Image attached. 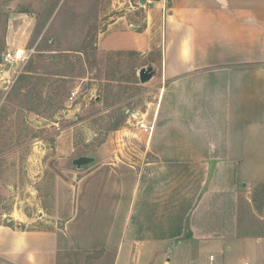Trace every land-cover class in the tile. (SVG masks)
Segmentation results:
<instances>
[{
  "label": "crops",
  "instance_id": "obj_1",
  "mask_svg": "<svg viewBox=\"0 0 264 264\" xmlns=\"http://www.w3.org/2000/svg\"><path fill=\"white\" fill-rule=\"evenodd\" d=\"M138 11L111 22L99 46L157 53L145 149L85 170L60 229L0 227V264H69L83 244L104 246L113 264H226L202 252L235 241L241 264L262 262L264 234L240 237L239 226L264 185V0H167Z\"/></svg>",
  "mask_w": 264,
  "mask_h": 264
},
{
  "label": "rangeland",
  "instance_id": "obj_2",
  "mask_svg": "<svg viewBox=\"0 0 264 264\" xmlns=\"http://www.w3.org/2000/svg\"><path fill=\"white\" fill-rule=\"evenodd\" d=\"M138 2L0 0V52L33 51L24 67H0V227L60 229L77 206L85 170L112 158L124 165L142 154L149 134L140 123L154 113L159 80L142 83L140 71L153 68L157 75V53L99 46L111 22L133 7L141 9L140 17L149 9ZM75 90L78 99L71 103ZM83 156L96 160L76 167L73 161ZM249 196L240 237L241 230L264 234V185ZM202 253L241 264V241L224 252L208 246ZM113 257L104 246L83 244L68 261L113 264Z\"/></svg>",
  "mask_w": 264,
  "mask_h": 264
},
{
  "label": "built area",
  "instance_id": "obj_3",
  "mask_svg": "<svg viewBox=\"0 0 264 264\" xmlns=\"http://www.w3.org/2000/svg\"><path fill=\"white\" fill-rule=\"evenodd\" d=\"M167 0H141V2H138L139 6L143 9L150 8L154 6L156 3L159 2H166ZM3 58V65L0 67H24L32 58L33 51L28 50L26 48H16L15 50H9L6 53H1ZM78 99V91H73L69 96V101L71 103H74ZM140 128L148 133L149 135L153 132V127L148 126L146 123L141 122ZM214 257L212 256L211 259ZM244 264H255L252 262H246Z\"/></svg>",
  "mask_w": 264,
  "mask_h": 264
},
{
  "label": "water",
  "instance_id": "obj_4",
  "mask_svg": "<svg viewBox=\"0 0 264 264\" xmlns=\"http://www.w3.org/2000/svg\"><path fill=\"white\" fill-rule=\"evenodd\" d=\"M1 65H3V58H2V54L0 52V66ZM152 77H153V69L152 68L142 69L140 71V80L142 83L149 82L152 79ZM94 162H95V158L83 156V157H79V158L75 159L73 161V164L78 168H82V167L88 166Z\"/></svg>",
  "mask_w": 264,
  "mask_h": 264
}]
</instances>
